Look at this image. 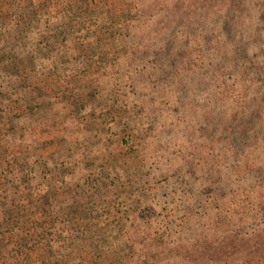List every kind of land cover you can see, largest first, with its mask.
<instances>
[{
	"label": "rangeland",
	"instance_id": "374dc122",
	"mask_svg": "<svg viewBox=\"0 0 264 264\" xmlns=\"http://www.w3.org/2000/svg\"><path fill=\"white\" fill-rule=\"evenodd\" d=\"M0 264H264V0H0Z\"/></svg>",
	"mask_w": 264,
	"mask_h": 264
}]
</instances>
